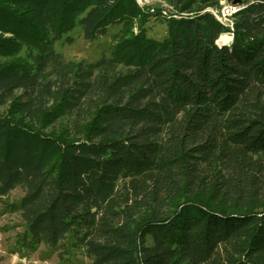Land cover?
<instances>
[{
  "label": "trees",
  "instance_id": "trees-1",
  "mask_svg": "<svg viewBox=\"0 0 264 264\" xmlns=\"http://www.w3.org/2000/svg\"><path fill=\"white\" fill-rule=\"evenodd\" d=\"M0 0V200L21 248L264 264V0ZM239 6L233 39L210 13ZM172 14V15H173ZM152 17L165 36H147ZM156 18V19H157ZM118 26L96 63L56 42Z\"/></svg>",
  "mask_w": 264,
  "mask_h": 264
},
{
  "label": "rangeland",
  "instance_id": "rangeland-1",
  "mask_svg": "<svg viewBox=\"0 0 264 264\" xmlns=\"http://www.w3.org/2000/svg\"><path fill=\"white\" fill-rule=\"evenodd\" d=\"M140 9H166L161 12V18L174 17L168 5L164 2H139ZM224 5L213 12L219 13ZM214 12V13H215ZM152 17L146 24L147 36L155 40H162L165 36V24L162 19ZM176 19V18H174ZM232 20H229V23ZM118 26H112L107 33L92 41H87L82 36L80 26L74 28L61 41L54 45L56 52L63 55L66 61L96 63L108 53L113 43V36L118 32ZM22 196L20 190L12 191L7 197L0 200V264H90L86 259L83 250L74 247L71 238H68L57 249L49 248L42 244L35 251L31 252L21 248L19 235L23 231V224L17 214L6 213L3 208L6 203L16 201Z\"/></svg>",
  "mask_w": 264,
  "mask_h": 264
},
{
  "label": "built area",
  "instance_id": "built-area-1",
  "mask_svg": "<svg viewBox=\"0 0 264 264\" xmlns=\"http://www.w3.org/2000/svg\"><path fill=\"white\" fill-rule=\"evenodd\" d=\"M139 2L145 3L147 1H141L138 0ZM239 6L236 4L233 5H224L219 13L213 12V10L210 11V13L214 16L216 21L220 23L224 28L227 29V31L220 36V38L217 41V44L219 46H228L231 44L232 39H233V22L229 23V20H232V16L239 10ZM173 18H177L176 15L173 14Z\"/></svg>",
  "mask_w": 264,
  "mask_h": 264
}]
</instances>
